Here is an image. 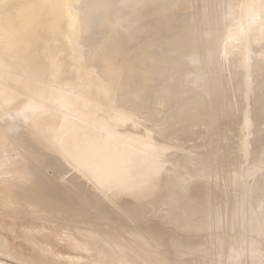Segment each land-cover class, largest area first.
I'll return each instance as SVG.
<instances>
[{
  "label": "rangeland",
  "instance_id": "374dc122",
  "mask_svg": "<svg viewBox=\"0 0 264 264\" xmlns=\"http://www.w3.org/2000/svg\"><path fill=\"white\" fill-rule=\"evenodd\" d=\"M226 1H229L232 8L225 14L224 3ZM66 2L67 0H46L45 4L46 8L55 6L58 9L63 7ZM141 2L142 0H137L135 3ZM148 2L150 3L148 12L143 16H148L151 19L154 16L153 12L160 6L170 3L175 5L182 1L148 0ZM9 3L12 11L10 15L13 17L15 14L14 19H16L21 17L20 11L23 6L29 3V0H10ZM228 3L226 4L228 5ZM6 4L7 1L0 0V22L9 12L8 10L2 12ZM194 4L196 5L193 8H181L179 13H177L178 10L170 13L172 7L170 6L168 11L166 10L168 13L165 22L172 23L171 26L175 30V26L179 25L178 23L182 20L192 21L189 28L195 32L193 37L197 46L196 55L192 56L188 54L190 52H184L178 48V51L175 50L176 53L170 54V60L163 61L155 53H148L144 56H141V53L136 55L135 48L132 50L130 44H126L112 47L111 50L114 52L110 50L103 56L107 62L113 57L112 55L118 56L119 64L122 67L144 61L143 66L146 73H151V83L158 82L156 89L158 88L159 94L163 90L166 91L173 87L174 94L171 105L178 103L181 104L177 106L180 108L190 105L185 111L189 113L195 123L192 132L180 139L177 134L180 121L175 120V123L173 122L171 125V128L175 129L173 136L168 135L163 124L157 122L158 124L155 123V126L142 111L139 112L136 119H132L133 121L129 120L123 124L121 121H115L113 117L118 116L117 119H119L121 117L119 114H122L119 110L122 108L116 107L121 96L114 98V102L109 101L111 98H108V95L98 92L101 90L99 85L103 81L100 73L96 69L84 68V65L74 62L73 66H67L62 77L56 79L57 82H51L48 77L46 99L38 98L33 93L26 94L35 97L31 98L33 107L31 104L30 106L21 105L19 102L12 107L4 108L0 98V114H2L0 115V204L4 200L7 204H29L25 205V208L31 212L37 210L36 204H45V206L56 208L57 211L54 212V215H56L57 221L43 220L41 224L44 229L48 228L44 233L49 236L53 235L58 245H67L68 239L74 236V232L77 231L74 230L77 228H74V225L70 223L72 215L70 213L72 211L79 212L77 207L90 204L91 206L85 207L84 211L88 210L93 216H96L98 207L104 208L106 204L110 203L118 204L121 198L132 202L136 197L135 194L125 192V188L118 185L115 176H106L105 173L97 176L93 166L89 165L88 159L82 157L83 152L77 147L76 142H71V138L84 136L88 129L97 135L96 140L99 142L113 138V142L117 145L113 142L110 145L117 151L122 145L127 144L129 136L133 134L132 131L138 132L144 127L146 135L156 136L158 134L162 136L165 145L170 148L167 159L173 167L182 173L176 187V194L184 200L183 204H199L198 196L189 197V190L193 184L204 186L206 189L203 192L208 193L205 194L209 199V204L218 205L223 213L220 223L226 225L235 219L237 229H235V238H233L234 246L239 245L238 247H240L244 244L245 249L242 254H246L247 257L252 251L264 253V0H210V5L206 8L203 7L204 2L201 0H197ZM34 7V5L27 6L26 10L31 11ZM202 7L203 9H201ZM209 21L213 22L205 31L206 22ZM13 25L15 24L13 23ZM2 29L3 27L0 25V39ZM153 31L156 32L157 29L147 30V34L154 33ZM191 34L188 35L191 36ZM167 36L165 33L156 36L158 48L169 49V45L165 44ZM230 36L233 39V44ZM79 37V35L76 36V38ZM145 37L139 40L140 46L144 48L148 44ZM98 38L96 36L91 44L86 43V45L68 40H62L59 43L62 53L68 46L75 44L76 51L85 55L83 58L85 63L90 54L92 57L97 53L99 43L96 40ZM51 40V36L45 38L47 43ZM255 45H257L256 48ZM122 78L123 74H121ZM6 80L0 79V89L4 87L12 96L19 97L18 100H29L28 97L20 93L19 87H8ZM117 91L119 93L118 88ZM138 92L139 88L132 85L126 95L133 99ZM50 93H53V98H50ZM198 94L199 97H197ZM190 95L192 97L194 95L197 100ZM149 106L152 109L156 104L152 101ZM157 107L163 114L171 111L170 105H157ZM39 112L44 118L57 117L56 119H61L57 129V133L64 132L63 137L58 138V142H60L59 140L63 141L61 150H59V146H56L59 149L53 148L52 146L57 143L48 140L43 134L38 135V139L24 138L26 134L33 132L29 124ZM93 112L95 113L94 118L85 117L88 113L92 114ZM11 122L15 123L11 125ZM23 124L26 127H22ZM175 135L178 138H175ZM118 136H121L122 139L117 138ZM123 136L126 140L123 139ZM119 140L123 142L120 146ZM100 146L103 147L102 144ZM190 157H192V163L189 162ZM201 157L202 160H200L205 163V169L201 166L204 163L199 164ZM182 160H187L188 163L182 162ZM208 160L209 162H207ZM215 163L222 169L235 165L236 171L250 176V178L245 177L242 182H239V185L245 189L243 194L236 189L237 186L227 192L223 191L216 181L219 171L215 173L209 169ZM165 165L169 166L166 163ZM90 174L95 179L90 177ZM99 178V182L102 180V183L98 182ZM130 179H133L132 176ZM243 196L244 207L235 212V208L240 205ZM146 198L136 201L139 203ZM38 215L45 217L41 211ZM105 216L102 213L101 216L97 214V219L93 223L94 227H98L97 224H102ZM84 224H77L80 231V227ZM75 236L78 239L82 237L81 235ZM100 246L102 247L101 244ZM105 247L114 248L112 245ZM73 252L78 254L73 258L79 262L82 261L81 264H108L111 259L109 255H106L100 260L101 262H98L100 258L95 251L87 252L79 247ZM53 253L58 254L52 251L50 256ZM60 256L58 254L52 259L58 257V259H62L63 256L61 258ZM248 258H251L252 262L255 261L253 257ZM0 259L2 260V258ZM2 261L5 262V259ZM256 262L254 264H264V255ZM6 263L14 264L7 260Z\"/></svg>",
  "mask_w": 264,
  "mask_h": 264
},
{
  "label": "bare ground",
  "instance_id": "6f19581e",
  "mask_svg": "<svg viewBox=\"0 0 264 264\" xmlns=\"http://www.w3.org/2000/svg\"><path fill=\"white\" fill-rule=\"evenodd\" d=\"M1 1H7L2 12L7 10L9 12L0 22L3 27L0 39V79H7L8 87H19L20 93L29 99L26 101L18 100L19 97L12 96L3 87L0 89V98L4 108L12 107L19 102L21 105L30 106L32 99L35 98L26 95L30 93L38 98L46 99L48 93L46 92V88H48L46 87V80L50 78L51 82H57L62 77L64 70H67V66H73L72 64L77 62L84 65V68H93L100 73L103 81L99 85L101 90L98 92L102 95H108V98H111L109 101L114 102V98L121 96L116 107L124 110L119 109L122 114H119L121 116L119 119H117L118 116L113 117L115 121H121V124L129 120L133 121L132 119H136L139 112L142 111L155 126L157 122L163 124L168 135H172L175 131L171 128L175 120L180 121L177 130L180 139L192 132L195 123L190 118L189 113L185 111L190 105L187 107L184 105L181 108L177 107L181 105L178 103L171 105L174 94L173 87L166 91L163 90L159 94L158 88L156 89L158 82L151 83V73H146L143 66L144 61L122 67L119 64L118 56L112 55L113 57L108 62L103 56L112 47L126 44H130L132 50L135 48L134 53L136 55L141 53V56H144L148 53H155L163 61L170 60V54L176 53L175 50L178 48L181 51L190 52L188 54L192 56L196 55L197 46L193 37L195 32L189 28L192 21L182 20L178 23L179 25L175 26V31L171 26L172 23L167 24L165 22V17L170 6H172L170 13L177 10L179 13L181 8H193L197 0H181L182 2H177L175 5L164 4L153 12L154 16L151 19L148 16H143L148 12L150 6V3H147L148 0H142L139 4L135 3L137 0H67L66 4L58 9L55 6L46 8V0H29V3L23 6L20 11L21 17L16 19H14L15 14L13 17L10 15L12 13L10 0ZM201 1L204 2L203 7L205 8L210 5V0ZM228 2L224 3L226 6L225 14L230 12L232 8ZM29 4L35 6L31 11L26 10L27 6H30ZM212 22H206L207 26L204 23L205 31L208 30ZM151 29H157V31L147 34V30L150 31ZM164 33L168 35L165 43L169 45L168 50L157 46L158 39L156 36ZM189 33H192L191 36L188 35ZM77 35L80 37L76 38ZM145 35L147 36L145 37ZM48 36H51L52 40L47 43L45 38ZM96 36L99 37L96 40L99 43L98 51L92 57L90 54L85 63L83 62L85 55L76 51L77 46H74L75 44L68 46L62 53L59 41L68 40L86 45V43L91 44ZM225 36L223 35V37ZM144 37L148 41L145 48L140 46L139 41ZM229 38L231 39V36ZM231 41L233 44V39ZM221 44L223 43L221 42ZM252 47L250 48L251 52ZM111 52L114 51L111 50ZM121 74H123L122 79ZM132 85L139 88L138 94L133 99L126 95L127 90ZM168 88L170 87L168 86ZM154 90L157 92L154 93ZM99 93L98 95H100ZM50 94V98H53V93ZM153 98L155 99L152 100ZM150 100L156 104L152 109L149 106ZM157 105H170L171 111L163 114ZM31 107H33L32 104ZM94 114V112L88 113L85 117L91 119V117L94 118ZM56 118H44L39 112L29 124L33 132L26 134L24 138L38 139V135L43 134L48 140L57 143L52 146L53 148L59 149L60 147L59 150H61L63 141L59 140L60 142H58V138L61 139L64 132L57 133L61 119ZM23 120H21L22 123H24ZM14 123L11 122V125ZM154 125L152 126L154 127ZM22 127L26 126L23 124ZM159 128L158 130H160ZM144 129L143 127V130L138 132L132 131L133 134L129 136L127 144L122 145L123 148L121 146L117 151L110 145L114 141L113 138L99 142L96 140L97 135L88 129L84 136L71 138V142H76L77 147L83 152L82 157L88 159L89 165L93 166L97 176L103 173L106 176H115L118 185L124 187L125 192L136 195L134 201L128 202L121 198L118 204L110 203L106 204L104 208L98 207L97 214L99 216L101 213L106 215L104 222L100 225L97 224L98 227L100 226L99 228L94 227L93 224L94 220L97 219V214L93 216L90 211H84V208L87 206L89 208L90 204L77 207L79 212L72 211L70 213L72 214L70 223L74 225V228H77L74 229L77 231L74 232V236L68 239L67 245L60 246L54 240L53 235L50 234L49 236L44 233L47 227L44 229L41 224L43 220L57 221L56 215H54V212L57 211L56 208L45 206V204H36L37 210L31 212L25 208V205L29 204H7L4 200L0 204V258L5 259V262L0 259V264H10L6 263V260L14 264H81L82 261L79 262L73 258V256L78 255L73 252L77 247L87 252L95 251L100 258L98 262H101L100 260L104 256L109 255L111 259L108 264H254L259 260L264 255L263 252H250L248 257L255 258L253 259L255 261L252 262L251 258L242 254L243 249H245L244 244L240 247H238L239 245L234 246L233 238H235V229H237L235 219L226 225L220 223L223 213L218 205L209 204L206 195L208 193L203 192L206 189L204 186L193 184L189 190V197L198 196L199 204H183L184 200L176 194V187L180 182L182 173L173 167L167 159L170 148L165 145L162 136L158 134L156 136L146 135ZM178 137L175 135V138ZM117 138L120 139L121 136ZM121 143L123 142H120L119 146ZM101 144L103 147L100 146ZM200 159L202 160V157ZM182 162L188 163L187 160H182ZM189 162L192 163V159ZM202 163L204 162H199L200 165ZM201 166L205 169V163ZM209 169L215 173L219 171L216 181L224 192L237 186L236 189L242 194L244 193L245 189L239 185V182H242L245 177L250 178V176H245L240 171H236L235 165L222 169L215 163ZM130 176L133 179H130ZM99 180L100 178L98 182ZM99 183H102V180ZM144 197H147L146 200H141L139 203L136 201ZM239 204L235 208V212L244 207V196ZM40 211L45 214V217L38 215ZM82 223L85 224L80 227V231L77 224ZM48 233L51 232L48 231ZM75 235L82 237L78 239ZM108 245H112L114 248H106L105 246ZM48 251L49 254H47ZM52 251L60 254V258L63 256L62 254L66 253L63 256L66 258L52 259V257L58 256V254L53 253L54 255L52 254L51 257Z\"/></svg>",
  "mask_w": 264,
  "mask_h": 264
}]
</instances>
